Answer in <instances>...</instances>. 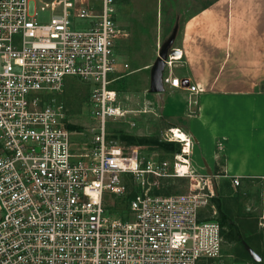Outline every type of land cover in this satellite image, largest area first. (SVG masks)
<instances>
[{"label":"built area","instance_id":"1","mask_svg":"<svg viewBox=\"0 0 264 264\" xmlns=\"http://www.w3.org/2000/svg\"><path fill=\"white\" fill-rule=\"evenodd\" d=\"M41 11L49 21H38ZM122 33L117 0H0V264H225L220 222L201 218L206 208L216 214L215 190L210 175L190 169V137L168 127L163 139L180 152L145 162L108 131L127 115L110 85ZM68 77L91 85L96 126L81 148L65 105L45 99ZM162 80L181 85L170 74ZM170 167L196 181L185 192H151L146 174ZM122 174L140 189L128 216L111 215L106 197L126 192Z\"/></svg>","mask_w":264,"mask_h":264},{"label":"crops","instance_id":"2","mask_svg":"<svg viewBox=\"0 0 264 264\" xmlns=\"http://www.w3.org/2000/svg\"><path fill=\"white\" fill-rule=\"evenodd\" d=\"M117 23L124 33L115 39L111 87L118 92L119 84L132 107L151 105L145 113L190 137V169L210 175L212 201L228 218L221 189L264 187V0H117ZM163 51L172 62L162 75L179 77L181 85L163 83L154 92Z\"/></svg>","mask_w":264,"mask_h":264},{"label":"rangeland","instance_id":"3","mask_svg":"<svg viewBox=\"0 0 264 264\" xmlns=\"http://www.w3.org/2000/svg\"><path fill=\"white\" fill-rule=\"evenodd\" d=\"M49 17L48 12L41 11L38 13V21L40 22L49 21ZM68 79H70L69 82L65 83L61 90L47 94L45 99L46 102L65 105L68 124L75 126L70 128L72 140L75 147L81 148L83 143L91 141L90 127L96 126L91 114V85L80 79L75 80L74 77H68ZM117 90L118 103L127 111V115L124 118L109 121L108 131L110 135L126 146H137L139 155L143 157L145 162L149 159L174 160L175 153L172 151L158 149L156 146L145 143L129 144L122 138V135L129 134L135 137L149 136L165 141L163 137L168 125L145 113L142 105L132 107L131 98H127V93L121 90L119 84H117ZM122 176H124L127 185L126 192L113 196L107 194L106 204L110 214L128 216L129 197L140 188L133 175L122 174ZM146 177L151 181L150 191L161 195L185 192L191 181L190 177L174 176L172 167L167 170L166 175L155 176L149 173L146 174ZM155 180L157 181L156 184L153 183ZM231 192L233 195L230 194ZM219 195V203L223 211L228 214L230 221L238 229L236 237L239 238V240L237 238L230 240L228 237L230 227L227 223L221 224L219 208L217 209L215 206L216 214L214 215L209 208V218L216 217L222 228L225 264H264V230L258 228V222H260L258 212L260 209H264L263 184L248 182L238 186L235 190L228 186L221 189ZM117 204L119 207L114 209ZM262 223L261 226H264V222ZM235 250H240L241 254L238 255Z\"/></svg>","mask_w":264,"mask_h":264},{"label":"trees","instance_id":"4","mask_svg":"<svg viewBox=\"0 0 264 264\" xmlns=\"http://www.w3.org/2000/svg\"><path fill=\"white\" fill-rule=\"evenodd\" d=\"M68 127H75L74 125L68 124ZM122 138L124 140H126L127 143L129 144H140V143H145V144H149L152 146H156L158 149H162L165 151H172L174 153H178L180 152V144L178 142H173V141H160L157 138H153V137H149V136H133V135H129V134H124L122 135ZM133 195V194H132ZM132 195L129 197H132ZM119 207V205L117 204L115 206L114 209H117ZM128 207V206H127ZM224 223H227L230 227L229 229V234L228 237L230 240H234L237 237L236 232H238V230L236 229V227L234 226V224L227 218L226 214H222L221 215V224L223 225ZM239 240V238H237ZM235 252L240 255L241 251L240 250H235Z\"/></svg>","mask_w":264,"mask_h":264},{"label":"water","instance_id":"5","mask_svg":"<svg viewBox=\"0 0 264 264\" xmlns=\"http://www.w3.org/2000/svg\"><path fill=\"white\" fill-rule=\"evenodd\" d=\"M166 56V51H163L154 65L152 73V91L157 92L163 90V68H164V58Z\"/></svg>","mask_w":264,"mask_h":264},{"label":"bare ground","instance_id":"6","mask_svg":"<svg viewBox=\"0 0 264 264\" xmlns=\"http://www.w3.org/2000/svg\"><path fill=\"white\" fill-rule=\"evenodd\" d=\"M179 54V51L176 52V54ZM176 133H178L181 137H184L185 136V133L181 132V131H178V130H175Z\"/></svg>","mask_w":264,"mask_h":264}]
</instances>
